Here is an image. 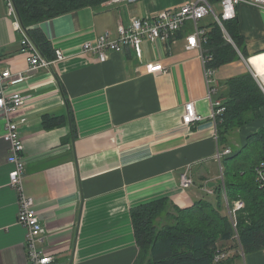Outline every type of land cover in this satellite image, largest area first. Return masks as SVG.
I'll return each instance as SVG.
<instances>
[{
	"label": "crops",
	"instance_id": "0c3cea01",
	"mask_svg": "<svg viewBox=\"0 0 264 264\" xmlns=\"http://www.w3.org/2000/svg\"><path fill=\"white\" fill-rule=\"evenodd\" d=\"M186 1L106 2L43 20L36 27L50 42L47 59L53 61L56 50L65 58L30 71L23 34L8 0H0L2 68L26 75L8 87L25 96L16 115L27 118L20 123L24 186L45 228L38 247L54 254L56 264H134L140 248L132 208L161 198L190 207L205 193L212 196L210 183L222 180L204 50L188 48L191 23L170 41H144L141 53L126 46L101 62L82 51L84 43L108 30L117 37L118 25L134 16L154 17ZM237 18L248 53L261 52L251 59H258L259 69L253 66L264 75V11L243 4ZM237 61L215 68L211 98L220 106L228 97L229 79L250 70L237 67ZM151 62L164 70L148 72L145 64ZM189 102L204 120L184 123ZM262 110L263 117L251 124L254 131L264 124ZM4 126L0 114V264H29L27 230L17 223L18 193L9 185L12 164ZM186 171L194 180L187 188L182 185ZM245 260L264 264V249L245 254Z\"/></svg>",
	"mask_w": 264,
	"mask_h": 264
},
{
	"label": "trees",
	"instance_id": "16d2710c",
	"mask_svg": "<svg viewBox=\"0 0 264 264\" xmlns=\"http://www.w3.org/2000/svg\"><path fill=\"white\" fill-rule=\"evenodd\" d=\"M108 1L14 0L28 34L46 58L50 56L51 45L36 27L39 22L85 6L100 7ZM224 24L234 44L225 38L214 18L206 26L204 53L211 56L213 68L241 59L238 49L249 57L238 18L226 20ZM229 87L224 112L217 122L222 149L233 146L235 134L262 118L264 109V92L250 71L230 78ZM261 159H264V124L222 159L224 183L219 181L212 188L217 202L202 198L190 207L181 208L168 198H161L132 208L140 248L134 264H214L218 251L236 249L227 259L232 264L240 258V248L245 254L264 249V190L257 185L255 177V168ZM224 189L231 202L237 199L245 202V207L237 212L238 239L228 214ZM220 241L235 243L227 247L219 244Z\"/></svg>",
	"mask_w": 264,
	"mask_h": 264
},
{
	"label": "built area",
	"instance_id": "2783aa9c",
	"mask_svg": "<svg viewBox=\"0 0 264 264\" xmlns=\"http://www.w3.org/2000/svg\"><path fill=\"white\" fill-rule=\"evenodd\" d=\"M140 0H110L111 3H133ZM221 5V12L218 13L215 9V4L210 0H188L180 7L174 9H164L154 17H138L134 16L131 22L127 25L120 23L118 25V36L114 37L113 33L108 30L103 35L99 36L95 41H88L84 43L82 51L85 54H94L98 60L104 62L108 59L109 53L112 51H120L123 47H134L141 53V46L144 41L158 42L170 41L176 34L186 27L188 23L192 24V32L188 36V48H200L204 50V45L207 42L206 34L208 32L206 27L199 25V21L207 16H212L222 28L225 38L234 44L233 39L227 32L224 22L236 18L238 15V7L240 5H249L264 11V0H218ZM217 2V3H218ZM9 12L16 18V26L22 32L23 39L21 44L28 53V60L30 62L29 70H35L39 67H49L53 62L65 58L62 51L56 50V58L51 61L47 59L40 51L38 46L33 42L26 30L22 27L14 0H8ZM211 56L206 53L202 54V61L205 69V77L209 87V99L211 100V115L210 117L216 123L218 117L224 112V107L220 106V102L212 101V95L216 90L213 86L215 68L210 66ZM145 69L150 72L163 71V65L160 63H146ZM253 74L258 79V83L264 92V77L255 72ZM26 79V75L18 73L14 75L8 68H2L0 62V114L5 119L4 139L9 145L8 161L12 164L10 171L9 185L18 193L19 213L17 223L27 230L26 235V254L29 264H56V256L48 253L43 248L38 247L45 228L36 211L35 201L29 196L25 190L24 177L26 170V161L24 158V138L20 132V123L26 122L27 118L21 116L16 117L20 107L25 102V96L21 93L8 92L9 85L17 84ZM204 115L199 113L195 107L194 102H189L185 106L184 123L191 125L193 123L204 120ZM218 138V128L216 132ZM232 153V148L227 147L220 149L217 153V158L220 161ZM223 166L221 164V181L224 183ZM255 177L257 185L264 190V159L258 162L255 168ZM194 184L191 175L186 171L182 175V185L187 188ZM224 198L227 206L228 214L230 216L232 225L235 230L236 239L239 238L237 228V212L245 207V202L242 199L230 201L226 189H224ZM240 255L245 259V253L240 248ZM229 253L227 251H218L215 255L214 261L221 262L227 259Z\"/></svg>",
	"mask_w": 264,
	"mask_h": 264
},
{
	"label": "rangeland",
	"instance_id": "374dc122",
	"mask_svg": "<svg viewBox=\"0 0 264 264\" xmlns=\"http://www.w3.org/2000/svg\"><path fill=\"white\" fill-rule=\"evenodd\" d=\"M215 9H216V11L218 12V13H220L221 12V5H220V3L218 2V3H216L215 4ZM213 20V17L210 15V16H207V17H205V18H203V19H201L200 21H199V25L200 26H207L208 24H210L211 23V21ZM225 25V24H224ZM229 41V40H228ZM238 52H239V54H240V56H241V59H239L238 61H239V64L241 65V66H239V65H237V67H245L246 65L250 68V72L253 74V70L252 69H254V71L255 72H258L256 69H255V67L253 66V64L250 62V59H251V57L252 56H254V55H257V54H260L261 52H259V53H253V54H249V57L247 58V57H245L242 53H241V51L238 49ZM237 61V62H238ZM235 67H236V65H235ZM259 73V72H258ZM260 74V73H259ZM254 75V74H253ZM263 77H264V75L263 74H261ZM255 77V76H254ZM256 78V77H255ZM256 80H258L257 78H256ZM258 82V81H257ZM259 84V83H258ZM260 86V85H259ZM260 88H261V86H260ZM263 125V124H262ZM249 129H250V131H247V132H244V129H243V132L242 131H240V132H237L236 134H235V136H237L238 137V140H240V141H234V144H233V146H234V148H236V147H239V146H241L246 140H247V137L250 135V133H252V131H254V128H253V125H250L249 126ZM252 129V130H251ZM258 130V129H257ZM241 134H242V136H241ZM241 137V139H239ZM235 138V137H234ZM236 140V139H235ZM262 160V159H261ZM213 183H215L216 184V182H214L213 181ZM203 198H207V199H210L211 201H214L215 199H216V196H209V195H207L206 193H205V196L203 197ZM215 202H217V199L215 200ZM234 241H230V242H228V244H226V246L227 247H229L230 245H234ZM237 252V250L236 249H234L233 250V253H236ZM241 259H243V263H245L246 262V260L243 258V257H241ZM240 259V260H241ZM236 260V259H235ZM240 260H236L235 262H233L232 264H241V261ZM214 264H229V261L228 260H226V261H224V262H215L214 261ZM246 264V263H245Z\"/></svg>",
	"mask_w": 264,
	"mask_h": 264
},
{
	"label": "water",
	"instance_id": "95a60500",
	"mask_svg": "<svg viewBox=\"0 0 264 264\" xmlns=\"http://www.w3.org/2000/svg\"><path fill=\"white\" fill-rule=\"evenodd\" d=\"M16 11H17V15H18V18H19V21H20L22 27L26 30V32H27V34H28L29 32H28L27 28L25 27V25H24V23H23V20H22V18H21L20 12H19V10L17 9V7H16ZM28 35H29L30 38L33 40V38L31 37V35H30V34H28ZM33 42L35 43L34 40H33ZM35 44H36V43H35ZM36 45H37V44H36ZM210 186H215V183H210Z\"/></svg>",
	"mask_w": 264,
	"mask_h": 264
},
{
	"label": "bare ground",
	"instance_id": "6f19581e",
	"mask_svg": "<svg viewBox=\"0 0 264 264\" xmlns=\"http://www.w3.org/2000/svg\"><path fill=\"white\" fill-rule=\"evenodd\" d=\"M250 62L253 63V65H254L256 68L259 67L258 59H254V58H252V59L250 60ZM43 225H44V224H43Z\"/></svg>",
	"mask_w": 264,
	"mask_h": 264
}]
</instances>
